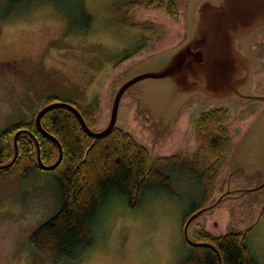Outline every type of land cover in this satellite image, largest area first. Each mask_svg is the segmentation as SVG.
<instances>
[{"label":"rangeland","instance_id":"rangeland-1","mask_svg":"<svg viewBox=\"0 0 264 264\" xmlns=\"http://www.w3.org/2000/svg\"><path fill=\"white\" fill-rule=\"evenodd\" d=\"M119 1L83 0L92 18L89 28L68 30L65 18L47 1L31 3L4 16L0 0V130L32 118L49 97L78 106L93 105V129L106 124L110 94L123 69L149 52L173 45L183 29L182 0H173L177 15L172 17L154 7L130 8L128 14L136 20L153 24L149 30L119 25L113 14ZM262 46L263 66L253 84L259 91L264 90V43ZM131 96L126 93L121 97L115 126L142 144L151 158L175 152L192 158L197 146L195 119L214 105L194 101L185 106L164 139L156 137L151 142L149 131L134 115ZM259 104H222L228 111L224 124L231 143L257 113ZM200 164L205 165L204 161ZM171 185V191L143 193L134 206L122 196H110L93 221L91 246L76 258L58 264H178L186 254L182 217L199 204V190L179 174L173 175ZM217 195L215 188L211 201ZM56 208L57 192L47 171L37 170L0 185V264L40 262L27 237ZM231 209L229 200L219 201L189 222L187 236L191 239L197 229L211 234L246 231L248 250L259 264H264V206L249 225L229 223Z\"/></svg>","mask_w":264,"mask_h":264},{"label":"trees","instance_id":"trees-1","mask_svg":"<svg viewBox=\"0 0 264 264\" xmlns=\"http://www.w3.org/2000/svg\"><path fill=\"white\" fill-rule=\"evenodd\" d=\"M41 1H47L62 14L68 30L89 28L92 18L86 12L83 0H3V15H13L31 3ZM133 7H154L170 17L177 15L173 0H121L113 9L115 21L131 29H152L154 26L149 21H138L128 14ZM70 9L73 13H69ZM52 100L56 99L49 97L45 103ZM69 103L78 109L86 125L93 129V105ZM227 114L224 105H214L199 112L194 122L197 146L192 158L182 159L179 154L151 158L142 144L117 126L92 142L70 111L59 107L46 111L40 118V124L61 146L58 164L51 170H44L51 174L55 184L57 208L29 233L27 243L40 262L30 261L28 264H58L76 258L91 246L93 221L110 196H122L129 206H134L147 191H171L174 174L183 175L199 190V204L183 214L182 227L190 213L211 201L215 179L231 144L224 124ZM32 118L0 130V163L10 157L11 137L17 129L28 130L35 136L42 163L54 161L57 155L55 145L36 130ZM16 144L14 161L0 169V185L41 170L36 166L29 136L19 134ZM201 161H204V166H201ZM245 233L227 231L211 234L197 229L191 240L201 244L190 245L183 239L186 254L178 264H219L216 253L221 264H259L247 248Z\"/></svg>","mask_w":264,"mask_h":264},{"label":"water","instance_id":"water-1","mask_svg":"<svg viewBox=\"0 0 264 264\" xmlns=\"http://www.w3.org/2000/svg\"><path fill=\"white\" fill-rule=\"evenodd\" d=\"M181 17L182 36L177 42L149 52L123 69L111 91L108 119L101 129H90L71 103L49 101L36 109L32 120L36 130L55 145L57 155L54 161L42 163L35 136L28 130L17 129L11 137L10 157L0 163V169L14 161L19 134H26L31 139L39 169L51 170L58 164L61 146L40 124L41 116L52 108L70 111L93 142L115 127L119 101L124 94H131L134 115L149 131L152 142L156 137L162 141L183 108L194 101L215 105L226 101L241 105L260 101L263 104L261 110L230 144L225 156V191L214 201L190 213L181 232L187 244L200 245L187 236V226L192 219L223 199H228L232 207L229 223L251 224L264 203V90L251 89L253 73L263 66L257 55L264 35L256 34L264 28V0H182ZM229 173L252 184L227 191ZM236 190L242 193L231 196L230 193ZM206 245L212 248V245ZM216 255L221 264L219 255Z\"/></svg>","mask_w":264,"mask_h":264},{"label":"flooded vegetation","instance_id":"flooded-vegetation-1","mask_svg":"<svg viewBox=\"0 0 264 264\" xmlns=\"http://www.w3.org/2000/svg\"><path fill=\"white\" fill-rule=\"evenodd\" d=\"M181 8H182V2H181ZM180 8V9H181ZM259 32H264V28L263 29H261ZM259 32H257V34L256 35H258V33ZM263 43H264V41H263ZM261 47H263L262 45H261ZM261 47H260V49H259V53H258V55H257V57H258V59H260V60H262V58H261V56H262V54H261ZM259 71H257V72H255V73H253V75H252V83H251V89H253V84H254V76L256 75V73H258ZM226 102H232V103H236V104H239V103H237V102H233V101H226ZM226 102H224V103H226ZM249 102H252V101H249ZM253 102H256V101H253ZM257 102H259L260 104V108L257 110V113L261 110V108H262V106H263V104H262V102H260V101H257ZM196 103H200L199 101H196ZM224 103H222V104H224ZM248 103V102H247ZM200 104H203V103H200ZM222 104H219V105H222ZM246 104V103H245ZM204 105H215L214 103H211V104H204ZM239 105H241V104H239ZM213 107V106H212ZM209 108H211V107H209ZM208 109V108H207ZM206 110V109H205ZM256 113V114H257ZM255 114V115H256ZM254 115V116H255ZM253 116V117H254ZM252 117V118H253ZM251 118V119H252ZM250 121V120H249ZM249 121L245 124V126L241 129V131H239V133H238V136H239V134L240 133H242V131L246 128V126H247V124L249 123ZM237 136V137H238ZM173 154H177V152H175V153H172V154H169V155H165V156H170V155H173ZM182 159H184L183 157H185V156H180ZM186 158V157H185ZM190 158V157H189ZM189 158H187V159H189ZM168 166H171V165H169V164H167ZM224 168H225V162H224V164L221 166V168H220V172H218V173H220V175L219 174H217V177H216V179H215V184H214V186H215V188H217V190H218V195H220L222 192H224L225 191V189H226V177H225V172H224ZM220 176V177H219ZM191 182V181H190ZM227 182H228V186H227V191H229L230 189H232L233 187L234 188H245V187H248L249 185H251L252 184V182H250V181H247V180H245V179H243L241 176H233L232 177V174L231 173H229L228 174V179H227ZM242 192L240 191V190H236V191H232L231 193H230V195L231 196H236V195H239V194H241ZM217 195V196H218ZM217 196H216V198H217ZM216 198H214V200L216 199ZM223 200H226V199H223ZM222 200V201H223ZM228 200V199H227ZM264 206V203L262 204V207Z\"/></svg>","mask_w":264,"mask_h":264}]
</instances>
